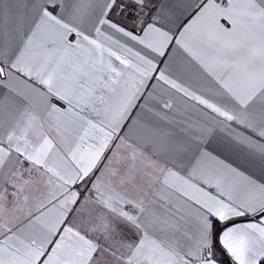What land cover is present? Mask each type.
Here are the masks:
<instances>
[{
  "label": "snow or ice",
  "instance_id": "snow-or-ice-1",
  "mask_svg": "<svg viewBox=\"0 0 264 264\" xmlns=\"http://www.w3.org/2000/svg\"><path fill=\"white\" fill-rule=\"evenodd\" d=\"M222 257L264 264V0H0V264Z\"/></svg>",
  "mask_w": 264,
  "mask_h": 264
},
{
  "label": "crops",
  "instance_id": "crops-1",
  "mask_svg": "<svg viewBox=\"0 0 264 264\" xmlns=\"http://www.w3.org/2000/svg\"><path fill=\"white\" fill-rule=\"evenodd\" d=\"M213 147H216L215 144L210 147L209 150H212ZM217 154L220 155L221 159H225L226 162L231 163L234 167L239 168L241 171L246 172L249 175L259 177L261 175L258 165H254L250 160H248L243 154L230 151V150H221L217 149ZM252 217H243L236 218L235 223H245L251 220ZM230 261V257H226Z\"/></svg>",
  "mask_w": 264,
  "mask_h": 264
},
{
  "label": "trees",
  "instance_id": "trees-1",
  "mask_svg": "<svg viewBox=\"0 0 264 264\" xmlns=\"http://www.w3.org/2000/svg\"><path fill=\"white\" fill-rule=\"evenodd\" d=\"M222 259H224L225 264H228V259L226 257H222Z\"/></svg>",
  "mask_w": 264,
  "mask_h": 264
}]
</instances>
